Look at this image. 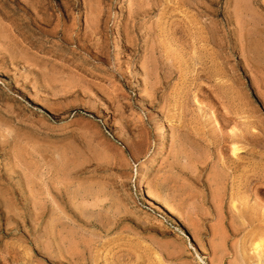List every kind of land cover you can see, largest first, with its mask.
<instances>
[{"label": "rangeland", "instance_id": "rangeland-1", "mask_svg": "<svg viewBox=\"0 0 264 264\" xmlns=\"http://www.w3.org/2000/svg\"><path fill=\"white\" fill-rule=\"evenodd\" d=\"M0 264H264V0H0Z\"/></svg>", "mask_w": 264, "mask_h": 264}, {"label": "bare ground", "instance_id": "bare-ground-1", "mask_svg": "<svg viewBox=\"0 0 264 264\" xmlns=\"http://www.w3.org/2000/svg\"><path fill=\"white\" fill-rule=\"evenodd\" d=\"M232 148H233V147H232ZM238 150H239V148L234 147L232 152H236V151L238 152ZM140 178H141V177H140ZM136 191H137L139 194L142 195V198H145V199H146V192H145V190H144V185H143L141 179H138V180H137ZM147 196H148V195H147ZM145 199H144V200H145ZM150 205H151V204H150ZM154 208H156L158 211L165 212L164 207L160 206V203H159V204L157 203V204L154 206ZM166 211H167V213H168L169 215L172 216V213H171L169 210H166Z\"/></svg>", "mask_w": 264, "mask_h": 264}]
</instances>
